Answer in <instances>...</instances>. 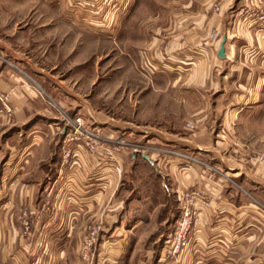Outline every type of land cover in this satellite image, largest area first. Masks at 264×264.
<instances>
[{"label": "crops", "instance_id": "crops-1", "mask_svg": "<svg viewBox=\"0 0 264 264\" xmlns=\"http://www.w3.org/2000/svg\"><path fill=\"white\" fill-rule=\"evenodd\" d=\"M247 1L188 0L180 9L181 23L162 29V34H176L172 39L192 66L189 71L195 87L206 82L212 87L218 67L226 65L234 92L221 93L223 102H218L224 113L217 123L221 131L216 139L205 136L212 115L194 113L196 130L167 142L177 144L178 152L170 154L175 157L147 161L152 175L137 166L135 180H129L133 189L126 193H122L121 174L127 156L118 168H97L88 155L79 153L84 170L75 179L73 171L63 169L58 156L46 162L47 158L37 154L41 150L38 143L44 139L38 133L40 125L31 124L25 140H20L24 137L21 131L11 137L9 130L24 127L23 120L32 108L27 105L29 94L22 78L0 68V92L9 95L14 110L11 122L0 120V131H8L2 147L11 153L5 159L0 185L8 193L0 212V264H73L71 242H81L84 232L78 228L96 215L103 218L97 264H264V164H250L252 157L264 156V28L238 23L237 13L247 7ZM250 7L262 9L264 0H252ZM212 30L217 32L213 39L209 38ZM223 40L222 59L217 53ZM169 44L162 45L163 55L169 56ZM31 93L32 102L41 101ZM191 159L197 164H191ZM135 160L131 156L133 164ZM13 162L16 167L10 168ZM205 163L210 169L202 167ZM187 191L208 196L209 208L198 207L193 249L175 262L164 261L159 259L157 245L180 207L177 198ZM45 204H50L53 214L40 219L41 243L29 253L23 244L18 209L26 206L37 214ZM59 208L66 210V217L58 218ZM58 258L63 259L59 262Z\"/></svg>", "mask_w": 264, "mask_h": 264}, {"label": "rangeland", "instance_id": "rangeland-1", "mask_svg": "<svg viewBox=\"0 0 264 264\" xmlns=\"http://www.w3.org/2000/svg\"><path fill=\"white\" fill-rule=\"evenodd\" d=\"M187 1L0 0V68L10 69L22 78L29 94L27 105L32 108L29 115L25 113L27 116L23 120L24 125H21L24 127L9 130L11 137L22 132L24 137L20 140H25L26 131L33 127L31 124L40 125L38 133L44 139L38 143L41 150L37 154L41 159L47 158L46 162L54 155L58 156L62 159L63 169L73 171L75 179H79L84 170L79 153L88 155V161L97 168L104 165L116 167L111 156L100 153V149L92 153L85 144L86 139L68 141L65 138L71 133L68 120L80 118L85 129H93L104 141V148L114 146L120 138L129 145L127 155L120 152L124 148L117 153L119 161L126 156L128 158L121 174L124 182L122 193L133 189L129 180H135L133 170L137 166L151 175L154 173L142 156H148L151 162L157 163L159 158L178 152L175 142H167L196 130L193 128L194 113L202 111V114L212 115L205 125V136L216 139L221 131L217 123L224 110L222 103L218 102H223L220 100L221 93L234 92L233 84L227 79L228 67H218L212 87L209 82L195 87L192 72L189 71L192 66H189L187 57L179 53L172 39L176 34H162L163 28L181 23L179 20L184 16L180 11ZM215 34L217 32L212 30L209 38L213 39ZM162 37H165L164 44L161 43ZM167 44L169 56L163 55L161 49ZM31 92L41 101L32 102ZM0 98V120L9 123L14 118L9 95L0 92ZM7 133L4 130L0 136V185L5 159L11 154L7 149L4 152L2 147ZM19 142L22 144V141ZM134 148L136 152H133ZM133 154L136 156L134 164L130 161ZM152 154L155 155L152 157ZM259 157L262 156L255 157V160L252 157L250 164L258 163L256 160ZM15 162L10 168L16 167ZM183 162L188 165L190 161ZM190 163L197 164V160ZM202 167L210 169L206 163ZM30 179L33 180V177ZM198 192L187 191L181 195L195 196ZM198 194L202 199L192 196V201L197 203L199 215L200 208H209V201L208 196ZM7 198L8 193L0 189V212ZM125 199L130 200V197ZM177 202L182 205L178 198ZM58 211V218L66 217V210L59 208ZM180 212V208L174 211V221L158 242V254L166 236L174 231ZM24 213L28 217V229L23 225ZM51 214L53 208L50 204H45L37 214L26 206L19 207L21 236L29 253L41 243L37 229L40 219ZM97 216L78 228L84 233L81 242H71L73 264H97L102 248L99 245H103L99 239L103 218L98 219ZM196 226L192 227L186 249L180 255L193 249ZM73 227L76 231L77 227ZM92 230L97 231L96 241L94 246L87 247L85 241ZM62 231L64 228L58 232ZM179 256L165 260L175 262ZM58 259L60 262L63 258Z\"/></svg>", "mask_w": 264, "mask_h": 264}, {"label": "built area", "instance_id": "built-area-1", "mask_svg": "<svg viewBox=\"0 0 264 264\" xmlns=\"http://www.w3.org/2000/svg\"><path fill=\"white\" fill-rule=\"evenodd\" d=\"M247 2V7L242 8L237 13L238 23L245 28H264V8L253 9L250 7L252 0H248ZM212 37H214V35ZM0 101L2 102V98H0ZM68 125L71 127V133H68L65 136L68 141H75L79 138H82L83 140L86 139L85 144L91 149L90 151L92 153H95L98 149H100V153L105 152V155L111 156V159L114 162L113 165L115 167H119L120 165L119 157L117 154L118 151L124 148L120 151L121 154H128L129 145L120 138V140L117 139V141L114 142V146L104 148V141L101 138H98L99 136L96 132H94L93 129H85L80 118H76L75 120H68ZM136 151L137 149L134 148L133 152ZM115 155L118 158L115 157ZM112 156H114V158ZM256 161L264 164V157H259ZM192 196H190L189 194H182L180 196L179 199L182 201V205L179 207L181 209V214L175 222L174 231L167 235L164 240L163 248L159 254V259L165 260L167 257L179 256L184 251V249H186L187 239L191 234V229L192 227L196 226L198 221L197 203H194L192 201ZM193 197L202 199V197H200V194L198 193ZM23 225L25 229L29 228L28 217H26V213H24ZM96 234V230H92V232H90L88 239L85 241L87 247L94 246L96 241L95 238L97 237ZM85 256H87V254H85Z\"/></svg>", "mask_w": 264, "mask_h": 264}, {"label": "water", "instance_id": "water-1", "mask_svg": "<svg viewBox=\"0 0 264 264\" xmlns=\"http://www.w3.org/2000/svg\"><path fill=\"white\" fill-rule=\"evenodd\" d=\"M224 43H225V40H223V42H222V44H221V46H220V49H219V51H218V53H217V56L219 57V58H224L225 57V54H224V52H225V49H224ZM135 155L133 154V157H134ZM143 157V159L144 160H146V161H148V162H151V160L149 159V157L148 156H142ZM152 163V162H151Z\"/></svg>", "mask_w": 264, "mask_h": 264}]
</instances>
